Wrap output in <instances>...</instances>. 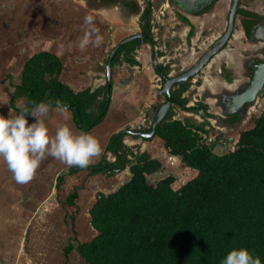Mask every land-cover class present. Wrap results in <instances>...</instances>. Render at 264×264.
Returning <instances> with one entry per match:
<instances>
[{
	"label": "trees",
	"instance_id": "obj_1",
	"mask_svg": "<svg viewBox=\"0 0 264 264\" xmlns=\"http://www.w3.org/2000/svg\"><path fill=\"white\" fill-rule=\"evenodd\" d=\"M146 21L145 36L118 48L110 67L120 54L140 42L152 46L148 15ZM59 73L55 56L34 54L9 81L7 104L15 116L24 108L32 111L41 102L55 108L60 100L68 106L78 130L87 132L106 112V86L73 92L59 81ZM183 90L182 83L175 94L171 92V104L208 116L204 105L184 107L185 100L179 97ZM18 100L23 101L20 107L16 106ZM26 119L29 122L31 115ZM238 121L222 122L233 127ZM198 132H204L201 124L190 126L169 114L157 123L151 137L162 141L168 155L180 158V172L155 184L148 183L146 176L158 172L160 162L145 151L132 153L123 148L124 134L109 142L107 150L114 156L111 162L102 158L86 169L70 167L59 175L55 200L71 209L69 220L73 222L79 210L77 193L73 189L64 194L61 185L66 177L114 175L125 167L130 174L114 191L95 195L87 211L94 235L87 242L67 244L64 255L73 250L83 264H222L231 250L243 248L264 264V107L249 117V125L238 129L234 138H223L232 150L217 153L214 149L223 144L206 145ZM217 135L216 139L221 138Z\"/></svg>",
	"mask_w": 264,
	"mask_h": 264
},
{
	"label": "crops",
	"instance_id": "obj_2",
	"mask_svg": "<svg viewBox=\"0 0 264 264\" xmlns=\"http://www.w3.org/2000/svg\"><path fill=\"white\" fill-rule=\"evenodd\" d=\"M85 17L92 18L91 26L85 25ZM132 18L133 15L121 16L115 9H104L89 0H0V115H3L1 110L3 106L10 108L7 104L11 94L9 81L16 78L25 61L39 52L52 54L59 60L60 73L58 79L73 92H80L85 88L93 91L104 84L106 86L104 76L107 58L110 51L119 43L116 45L111 43V39L116 35L113 32V26H118L125 19L131 21ZM149 22L152 23V21ZM92 27L97 29L103 37V43L99 47L90 44L86 49L81 50L79 43L85 32L91 31ZM92 39H95V34L92 35ZM143 44L145 43L140 42V48L144 46ZM145 45L149 49V45ZM135 48L133 52H136L137 56L133 55V62L130 65L119 59L111 65L110 88L107 89L106 87L104 94L106 112L100 123L87 131L99 140L103 149L102 155L94 164L102 158L106 161V157L113 159V154L107 150L111 139H116L117 134H120L119 132H122L127 126L131 127L134 124L135 127H138L141 125L145 120L152 117L153 110L158 106L154 96L157 97L161 93L155 90V86L152 85V81L155 78L158 80L159 77L154 71L153 64L155 62L152 64L153 52L151 53L149 49L148 56L146 49L141 48L137 52ZM150 58L151 62L149 63ZM119 61L122 63L120 64ZM115 65L118 67L116 74L113 71ZM106 96L107 100L105 99ZM22 103V100H18L16 106L20 107ZM200 113L195 115L196 118L203 115L202 112ZM9 115L12 117L13 113H9L7 110L3 116L9 118ZM39 118L45 122L50 135H54L57 127L64 124L69 126L74 133L82 132L75 126L69 110L66 114H61L55 108H50L46 115ZM34 122L35 118L31 116L29 123ZM205 127L202 126V130L205 131ZM141 149L143 150L140 147L138 153L142 152ZM214 150L218 152L219 148ZM171 157L173 161L177 159L178 164H180L179 157ZM150 158L154 159L152 155ZM1 160L0 228L3 230L4 227H15L16 230L14 236L12 234L13 237L7 238L9 245H5L0 251V258L4 259V264H31L30 261L26 260L25 252L22 249L31 225L29 215L25 211L29 213V205L41 206L40 202L45 204L51 198L54 199L53 206L57 207L55 180L59 175L66 174L70 167L51 156H46L36 171L34 179L28 184L21 185L14 181L12 173L8 170L2 157H0V162ZM125 174L129 178L128 167L114 174V176H124ZM114 176L110 178H114ZM164 177L161 174L156 181ZM66 178H69L65 180V183L68 182V184H71V180L80 181L78 188H72L77 183L68 187L71 191L75 189L77 196L80 190L87 188L89 181L92 183L90 189H96V184H101L102 188L107 184L105 181L107 177L100 174L85 178L79 174ZM94 192L95 194L97 192L102 193L101 190ZM110 192L105 191L102 194ZM95 194L93 198H90L91 202L88 209L94 201ZM76 205L78 206L77 202ZM4 210L18 211L16 213L12 211L14 214L9 213L7 216ZM22 212L25 213V219L22 217L24 215Z\"/></svg>",
	"mask_w": 264,
	"mask_h": 264
},
{
	"label": "rangeland",
	"instance_id": "obj_3",
	"mask_svg": "<svg viewBox=\"0 0 264 264\" xmlns=\"http://www.w3.org/2000/svg\"><path fill=\"white\" fill-rule=\"evenodd\" d=\"M134 1L137 6H140V9L144 8L145 3L142 0ZM244 1L245 0H239L238 4L243 6ZM216 5L217 8H215L214 11L217 12L219 10V14H217V16L220 18L222 15H224V12L226 10L227 0H219ZM148 6V20L152 21L151 24L149 23V35L153 42L152 46H149V49L151 53L153 52L152 56L155 59V64L157 66H160L162 68L163 74L169 76L170 78L178 76L183 71L189 69L209 48L210 43L213 42L222 32L223 22H220L218 24H210V22H203L204 20H197V22L193 23L195 26L194 32L191 33L189 39L187 40V24H181L179 20L176 19L175 13L171 14L169 12V9L166 5V0H148ZM139 22H141V19H139V17L136 15V17L133 16L131 21L125 19V21H121L118 26H113V32H115L116 35H114L111 39V43L116 45L122 39L137 32L139 33ZM234 29H237V27H235ZM228 44H226L225 46L226 51L230 48L234 49V47L230 46L231 44H233L232 38L230 43L228 42ZM143 45L144 46L141 48L146 49L149 56V49L146 48L145 44ZM246 47L249 46L245 44V48ZM141 48L138 45L135 49L138 52L139 50H141ZM245 48L244 50L239 51V53L242 54L241 56L243 57V62L252 59V56L243 54L246 52ZM133 55L137 56V53L133 52V50H130L124 54H121L118 59L123 61V63L130 65L131 63L129 61L133 62ZM213 59L214 58H212V60ZM211 61L205 68L202 69L201 72L196 74V76L188 79V81L186 80L183 82L184 90L180 93L179 96L180 99L185 100V108L204 105L206 107L205 112L209 115H200V117L196 118L198 113L180 109L171 104L169 105L166 114H169L170 118L173 120L187 121L190 126H195L198 124L206 126L208 130L220 134L219 137L221 138H234L238 129L247 127L249 125V117L258 114V112L264 107V89L259 96L257 104L251 106L247 110L245 109L242 112L241 121L238 125L233 127L224 126L222 122L224 115L221 109L218 108L219 106L217 105V103H213L215 98L210 94L211 92L208 91L209 89L207 87H202L204 77L208 76L209 80L220 77V74L218 73L220 64L218 66H215L212 65ZM150 62L151 58L149 59V63ZM121 63L122 62H120V64ZM223 70L225 72H228L229 68L224 69L222 67V71ZM113 71L114 74L118 72L117 65H115ZM221 73L223 74V72ZM228 74L232 75L230 71L228 72ZM162 84L163 80L159 77L158 80L155 78L152 81V85L155 86L154 89L157 91L161 89ZM179 85L171 88V91L174 94L178 91ZM223 89L224 88H219L215 93V96H219L220 94L224 93ZM154 97L157 100V105H160L162 102H164V96L162 94ZM1 110L3 112V115L7 112V110H9V113L12 112L11 109L7 106H3ZM9 118H11V115H9ZM148 119L142 123L143 125H139L141 129H145L149 126L150 121L148 122ZM206 119H209V121H207ZM124 129H128L130 131L138 130L134 124L131 125V127L127 126ZM121 144L123 148L130 150L131 152L135 151L137 153L139 148L141 147L150 156L152 155V158L157 159L160 162V170L158 172H155L154 174L146 176V180L150 184H155L156 179H158V176L161 174L164 176L172 174L174 176H177L180 172L177 159L174 161L172 160L171 155H168V153L164 149L162 141L157 137H150L149 140H143L125 135L122 137ZM227 145L228 144L220 146L218 152H216L219 154L224 153L225 151H227ZM106 158L108 162H111L113 160L112 157ZM0 163L2 164V160ZM91 165H94V163ZM100 175L103 176V174ZM104 176L107 177V180H105L107 183L105 187L102 188L101 184H96V189H90L92 188V183L89 181L87 188L80 190V193L77 196L78 200L76 199L75 201L79 206V210L73 222L69 220L71 209H66L65 206L63 207L59 204V207L53 206V198H51L50 201L48 200V202H46L45 204H43V202H40L41 206H28L29 213H27L26 211L25 213L29 215L31 225L28 229V234H26L25 245H23L22 248L25 252L27 261H30L31 264H83L81 259L73 250L68 252L67 255H64V247L67 244L75 246L78 243L87 242L94 235V231L89 226L88 216L86 215L89 203L91 202L90 198H93V195L95 194L94 191L101 190L102 193L105 191L110 192L111 190L115 189L118 184L125 182L128 178V175L126 174L124 176L104 174ZM113 176L114 178H110ZM67 179L69 178H66L65 180ZM65 180L61 185L64 194H68L71 192V189L68 188L69 186L72 187L77 183L76 186L72 188L79 187L80 181L71 180L74 183L70 182L71 184H68V182L65 183ZM4 211V213H7L8 216L9 213H16L18 210ZM25 213L22 212V214H24L22 215L24 219ZM71 223L73 225V228H71ZM15 230V227H4L3 230L2 228H0V251L3 250L5 245H9L7 238H10L12 234L14 236ZM3 260L4 259L0 258V264H4Z\"/></svg>",
	"mask_w": 264,
	"mask_h": 264
},
{
	"label": "flooded vegetation",
	"instance_id": "obj_4",
	"mask_svg": "<svg viewBox=\"0 0 264 264\" xmlns=\"http://www.w3.org/2000/svg\"><path fill=\"white\" fill-rule=\"evenodd\" d=\"M89 1L93 2L94 4H96L100 7H103L104 9H110V10L115 9V11L117 13H119V15H121V16H128V15L136 16L137 15L139 17V19H141V22H139V28H140L139 37H137V38L140 39V38L145 36V32L143 30V27L145 26V23L147 22L146 16L149 14L148 0H142L145 3V6H144V8H141V9H140L139 5L138 6L136 5L134 0H89ZM217 2H219V0H195L192 3L188 4L187 0H166V5H167L169 12L171 14L175 13L176 19L179 20V22L181 24H187V27H188V29H187L188 32L186 35L187 40L189 39L191 33L194 32L195 26L193 23L197 22V20H204L203 22H210V24H218L220 22H223L222 23V25H223L222 26V32L214 40V41H216L218 38H220L224 34V32L228 28L229 15H230V10H231L232 0H227L226 10L224 12V15H222L220 18L217 16V14H219V10L217 12L214 11L215 8H217V5H216ZM238 3H239V0H236L235 12L233 13V16H232L230 35H229L226 43L221 48V50L218 51V53H216V54H219V53L226 50L225 46H226V44H228V42L230 43L231 38L233 36V33L236 30H239L242 32V44L240 46H234L233 44H231L230 46L234 47V49L233 48L228 49V50H232V51L234 50L235 51V53L239 59V63L237 65H234L231 67L228 66L225 62L220 63V68L218 70V73L220 74V78L226 84H223L221 87H218L216 89V91H212L211 89L208 90L211 93L213 92L212 94L210 93L215 98L213 103H217V105L219 106L218 108H220L221 111H222L221 104H223L224 106L228 105V107L236 106L234 104L235 98L231 99V101H234V102H226L227 98H230L232 96H235V95H238V94H241L242 92H244L250 86V84L253 80V77H254V80H256L257 75H259V72H261V69L259 70V72L257 70V73L255 75L254 74L255 71L253 70V66L262 64V62L264 61V42H259V41L253 42L252 40H250V35H251L252 31L256 27L261 26L264 23V0H245L243 2V6L238 4ZM149 23L150 22L148 20V26H147L148 28H149ZM235 27H237V29H234ZM214 41L210 43L209 48L214 43ZM244 43L249 47L245 48ZM244 48H245L246 52L243 54H246L247 56H252V59L247 60L246 62L242 61V58H243L241 56L242 54L239 53V51L244 50ZM114 55H113L111 61L113 60ZM108 58H109V55H108ZM108 58H107V60H108ZM153 61L155 62V59H153ZM153 61H152V64L154 63ZM222 67L224 69L229 68V71L231 72L232 75L228 74L229 71L228 72L227 71L225 72L224 70L222 71ZM230 68H232L233 70ZM187 70L183 71L182 73L186 72ZM154 71L156 72V74H158L160 79H162L160 75H163V76L170 78L169 76L163 74L162 68L160 66H157ZM221 72H223V74ZM105 73H106V71H105ZM181 74H179V75H181ZM171 78H173V77H171ZM189 79H191V78H189ZM187 81H188V79H187ZM183 82H180V83H183ZM105 83H106V80H105ZM174 86H176V85H174ZM174 86H171V88H173ZM171 88L169 91V97H170V94L172 92ZM219 88H224L227 90L223 89L224 93L220 94L219 96H215V93L217 92V90ZM161 89H162V87H161ZM263 89H264V85L261 86L260 89L253 95L251 101L244 102V103L240 104L239 108L236 111H234L233 113L228 114V115L223 114L224 115L223 120H227V119L235 120L237 118V119H239V121H238V124H239L241 121L242 112L245 109L247 110L251 106H254L257 104V102L259 100V96L261 95ZM160 90H159V92H160ZM163 96H164V102H165V99H166L165 95H163ZM164 102H162L160 105H158L156 107V109L153 110L152 117H150V119L148 120V122L150 121L148 127H146L145 129H141L138 126L137 127L138 130L131 131V132L146 134L151 127V124H152L154 117L156 116L161 105ZM170 104H171V98H170ZM232 104H234V106H232ZM222 113H223V111H222ZM165 115H166V112H165L164 116ZM223 124H224V126H230V124L228 122H224ZM125 130H128V129H123L122 132L118 136L125 134V135H129L132 138L143 139L141 137H135L131 133H125L124 132ZM125 135H123V136H125Z\"/></svg>",
	"mask_w": 264,
	"mask_h": 264
},
{
	"label": "clouds",
	"instance_id": "obj_5",
	"mask_svg": "<svg viewBox=\"0 0 264 264\" xmlns=\"http://www.w3.org/2000/svg\"><path fill=\"white\" fill-rule=\"evenodd\" d=\"M84 23L91 26L92 18L85 17ZM102 43L103 37L92 27L91 31L85 32L79 47L84 50L90 44L99 47ZM50 107L48 103L41 102L35 110L24 108L19 115L11 118L0 115V157L17 184L30 183L46 156H51L68 167L86 169L103 153L102 146L94 135L87 132L74 133L66 124L58 126L55 134L50 135L45 122L39 118L46 115ZM55 110L66 114L68 106L57 100ZM29 114L35 118L34 123H29L26 119ZM222 264H261V260L242 248L231 250Z\"/></svg>",
	"mask_w": 264,
	"mask_h": 264
},
{
	"label": "water",
	"instance_id": "obj_6",
	"mask_svg": "<svg viewBox=\"0 0 264 264\" xmlns=\"http://www.w3.org/2000/svg\"><path fill=\"white\" fill-rule=\"evenodd\" d=\"M193 1H195V0H187V3L190 4ZM235 3H236V0H232L227 30L224 32V34L220 38H218L216 41H214V43L210 46V48L207 49L205 51V53L186 72L182 73L179 76L173 77V78H168L166 76L160 75L162 80H163V85H162V89L160 90V92H161V94L165 95L166 99H165V102L161 105L158 113L154 117L149 131L146 134H140V133L131 132L129 130H125L124 131L125 133H131L133 136L141 137L144 140L150 138L153 135L155 126L163 118L166 110L168 109V107L170 105L169 91H170L171 86L177 85L180 82H183L189 78H193L194 76H196V74H198L199 72L202 71V69L208 64L210 59L213 56H215V54L218 53V51H220L221 48L223 47V45L226 43V41L230 35L232 16H233V13L235 12ZM137 37H139V34L129 36V37L123 39L122 41H120L111 50V52L109 54L108 62L105 66V71H106L105 80H106L107 89L110 88V66H109V62L111 61L113 55L115 54V52L118 48H121L125 43H128L129 41H132ZM250 40H252L253 42H258V41L264 42V23H263V25L256 27L252 31V33L250 35ZM154 67L156 68L157 66L154 64ZM260 67L262 68L263 73L260 75V77L258 78L257 81L253 79L250 86L244 92H242L241 94L232 96L230 98H227L226 102H234V101H231V99L235 98L234 104L236 106H234V104H232V106H234V107H228V105L224 106L223 104H221L223 114H225V115L231 114L239 108L240 104H242L244 102H249L252 100L253 95L260 89V87L264 83V61L262 62V64L253 66V70L255 71L254 74H256L257 70ZM105 99L107 100V96ZM119 133H121V132H119ZM117 135H119V134H117Z\"/></svg>",
	"mask_w": 264,
	"mask_h": 264
},
{
	"label": "bare ground",
	"instance_id": "obj_7",
	"mask_svg": "<svg viewBox=\"0 0 264 264\" xmlns=\"http://www.w3.org/2000/svg\"><path fill=\"white\" fill-rule=\"evenodd\" d=\"M232 43L234 46H240L242 44V32L241 31H239V30L235 31V33L232 36ZM212 58H214V59L212 60ZM212 58L210 59V61L212 60L211 63H212V65H215V66H218L220 63H223V62H225L230 67L237 65L239 63V59H238V57L234 51H228V50L226 51L225 50V51L219 53L218 55L216 54ZM209 62H208V64H209ZM260 69H261V72H259ZM258 72H259V75H257L256 81L260 77L261 73H263L261 67L258 69ZM203 73H204V71H203ZM253 79H254V77H253ZM223 84H226V83L219 78H214V79L209 80V77L206 76L203 78L202 87H207L208 89H211L212 91H216V89L218 87H221ZM263 85H264V83H263Z\"/></svg>",
	"mask_w": 264,
	"mask_h": 264
},
{
	"label": "built area",
	"instance_id": "obj_8",
	"mask_svg": "<svg viewBox=\"0 0 264 264\" xmlns=\"http://www.w3.org/2000/svg\"><path fill=\"white\" fill-rule=\"evenodd\" d=\"M200 112H198V114H201ZM206 120L209 121V119H206ZM204 129H205L206 132L205 131L202 132V133L198 132L201 142H203L206 145H212V144H215L216 142H218V144H220V145H222V144L226 145V143L224 142L223 138L216 139L217 136H218L216 132L208 130L207 127H205ZM227 147H228L229 150L233 149V146L230 145V144H228ZM142 151H144V149ZM133 153H135V152H133Z\"/></svg>",
	"mask_w": 264,
	"mask_h": 264
}]
</instances>
